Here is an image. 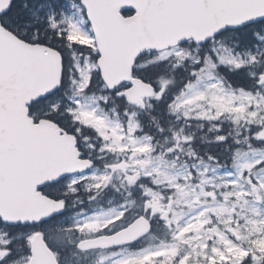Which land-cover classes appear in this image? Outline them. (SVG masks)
<instances>
[{"label": "snow or ice", "instance_id": "snow-or-ice-1", "mask_svg": "<svg viewBox=\"0 0 264 264\" xmlns=\"http://www.w3.org/2000/svg\"><path fill=\"white\" fill-rule=\"evenodd\" d=\"M0 264H264V0H0Z\"/></svg>", "mask_w": 264, "mask_h": 264}]
</instances>
